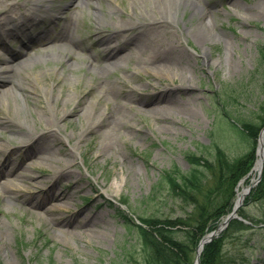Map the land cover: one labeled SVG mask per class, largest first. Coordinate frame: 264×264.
I'll return each instance as SVG.
<instances>
[{
  "label": "rangeland",
  "instance_id": "1",
  "mask_svg": "<svg viewBox=\"0 0 264 264\" xmlns=\"http://www.w3.org/2000/svg\"><path fill=\"white\" fill-rule=\"evenodd\" d=\"M177 1L176 13L175 7L165 6V2L152 5L158 15L175 21L154 31L162 36V43L174 40L180 53L177 62L164 67L146 64L143 58H134L135 53L124 61L118 57L110 62L93 60L99 59L97 52L102 48L97 39L111 35L110 42L122 41V32L115 31L118 25L136 20L137 15H151L149 6L131 0H54L51 8L59 10L60 17L55 18L52 37L67 25L70 33L76 29L93 42L85 50L67 43L65 49L74 53L72 58L49 54L45 44L23 48L14 33L5 47L0 42V58L7 56L5 48L24 51L15 62L0 61V68L11 65L5 73L15 85L12 88L13 83L8 82V93L0 95V118H9L19 126L0 127V159L9 151L17 157L16 171L8 176L20 194L14 199L0 185V264H132L126 249L134 239L115 210L123 207L120 198L126 197L138 212L137 206H142L141 201L151 192V211L182 215L189 203L167 196L165 183L157 184L161 170L177 166L188 171L191 166L186 151L215 160V142L228 158L247 149L246 140L223 119L219 118L216 127L213 124L217 108L222 107L237 117L252 116L257 121L264 117V106L259 107L253 87L258 78L256 45L264 40V0H200L202 5H194L191 16L188 5L182 10L185 0ZM10 2L0 0V9ZM21 9L19 6L13 16ZM204 9L206 22H201L199 15ZM66 15L73 19L69 24ZM42 25L34 23L24 32L34 34ZM193 26L203 34V40L190 35ZM77 56L93 61L82 63ZM105 81L120 98L104 95L102 101L97 99L99 84ZM179 83L191 85L192 92L171 96L169 103L158 96L169 94ZM88 88L91 94L84 93ZM79 97H85V107L68 114L77 109ZM111 107L119 108V113L109 118L112 123L95 125L100 114L103 119ZM56 113L67 116V120L58 121L60 142L47 143V157L39 154L43 148L33 150L35 144L25 151L33 133H42L39 127L57 122ZM88 125L98 130L88 132ZM35 155L38 157L33 158ZM29 163L37 166L36 170H30ZM203 170L209 174L207 186H211L212 171ZM62 171L66 174L61 175ZM5 177L0 174V181ZM247 184L242 181L238 190ZM59 191L64 197L54 201L53 194ZM246 208L249 216L262 214L264 198ZM53 216L69 220L58 225L51 222ZM218 264H264V227L257 225L227 237Z\"/></svg>",
  "mask_w": 264,
  "mask_h": 264
},
{
  "label": "trees",
  "instance_id": "2",
  "mask_svg": "<svg viewBox=\"0 0 264 264\" xmlns=\"http://www.w3.org/2000/svg\"><path fill=\"white\" fill-rule=\"evenodd\" d=\"M256 48L255 68L258 78L255 83L253 82V87L255 85L259 95V107H263L264 40L259 42ZM250 93L252 94V91ZM217 109V118L213 125L216 127V124L220 123L219 118L223 119L227 127L239 132L246 140L247 149L234 158H228L221 146L215 142L213 144L215 160L207 161V158L196 151H186L184 156L191 166L188 171H182L177 166L161 170L157 184L165 183L167 196L177 197L189 203L190 208L182 215L159 214L153 208L151 211L148 203L153 200L154 194L151 192L141 201L142 206H137L138 212L130 207L126 197H121L119 202L126 206V210L120 207L115 210L122 220L124 229L134 239L126 249L128 261L132 264H192L201 235L214 229L221 218L230 211L237 180L244 177L253 164L256 138L264 125V117L257 121L252 116H233L223 107ZM203 169L212 171L214 180L211 186H207L209 174L203 172ZM249 191L237 212L249 222L232 218L222 231L203 245L199 256L200 264H218L227 237L257 225L264 227V212L258 216H249L246 212L249 203L264 198V165L259 182ZM133 216L138 222L132 218Z\"/></svg>",
  "mask_w": 264,
  "mask_h": 264
},
{
  "label": "bare ground",
  "instance_id": "3",
  "mask_svg": "<svg viewBox=\"0 0 264 264\" xmlns=\"http://www.w3.org/2000/svg\"><path fill=\"white\" fill-rule=\"evenodd\" d=\"M54 0H11L10 3L4 4L2 6V10L0 9V42L5 41L8 38V36H13V33L16 34L14 31L17 29H22L24 30L28 28L29 25H32L34 23H40L42 26L39 30H37L36 33L34 34H28L25 35L22 40L24 44L30 45V46H38L39 44H45V51L48 52L49 54L51 53H59L58 55L61 58H66V55L69 58H72L74 55L73 52L67 51V49L64 48V43H59V45L56 47L51 45V42H62V41H68V39H71V44L73 47H76L77 49L80 48V50H85L87 48V45L90 43L92 44V41H89V35H85L81 37L79 35L78 37L75 38L74 34H70V30H68L67 25L64 27H61L59 34L56 36L52 37V32L56 30L57 23H55V18L58 19L60 17V13L58 14L59 10H55L51 8V3ZM134 3H143L146 6H149L151 12V15H137L136 20H125L123 23L118 25L117 29L115 31H121L120 33V38H122V41H115V42H110L112 39L111 35H109L106 38H101L97 39L99 42V46L102 45L101 52H97V54H100L99 59L95 58L93 60H100V61H108L110 62L113 60V58L118 57L120 61L127 60L126 58H130V54L134 53L136 54V57L134 58H143V61L146 64L149 65H156V66H166V65H171L175 62H177L180 58V53L175 49V44L174 40L172 42L163 43L161 42L162 36H160L158 33H154V31L159 30L160 28H165L166 26H171L170 24L175 22L174 19L170 20L166 18V16L158 15L155 11V8H153L152 5H155L154 3L156 2H165V6H174V13H176V9L178 7V1L177 0H131ZM89 2V1H88ZM98 3V2H97ZM201 4L200 0H185L184 4L182 5V10L185 5H188L189 9L191 10V14H193L194 9L193 6ZM89 5V4H87ZM202 5V4H201ZM19 6H22V9L19 10L20 14L18 16H13L15 10ZM177 6V7H176ZM206 11L207 10H202L199 15V20L201 22H206L205 17H206ZM173 13V14H174ZM175 15V14H174ZM189 16V17H190ZM72 17L66 15V20L67 23L72 22L73 19ZM48 20V21H45ZM76 31V29H75ZM190 31V35L196 38L197 40H203V34H201L199 31L194 30V26ZM18 32V31H16ZM78 32V31H77ZM73 37V38H72ZM48 40V42L46 41ZM50 41V42H49ZM47 43V44H46ZM86 43V44H84ZM3 44V43H2ZM26 47V46H25ZM123 48H127V50H122ZM6 54H8L7 57H1L0 61L1 62H15V60L19 59L24 55L23 50H9ZM135 56V55H134ZM78 61L82 63H87V62H92L89 61V59L83 58L82 56H77ZM11 62V63H12ZM62 66V65H61ZM11 68L10 66H5L0 68V95L8 93V82L13 83L12 80L9 78V76L6 75L5 71ZM61 86L65 87V84L61 82ZM12 88L15 86L14 83L11 85ZM99 91H100V96L97 97V99L101 98L100 100L102 101V98L104 95L106 97H113V98H120L121 96L119 95V92L115 91L116 89L113 87V85L107 84V82H102V84H99ZM22 90L27 89L23 88L22 86L20 87ZM82 87H80L81 89ZM21 92L23 93V91ZM190 90L189 92H192V86L191 85H185V84H177L174 86L173 91H171L169 94L163 95L161 93L158 95L159 97L165 98L167 103L171 102L172 98L171 96H176L177 94H183L185 91ZM91 88H88L85 90L84 93L91 94ZM175 93L173 95V93ZM24 94V93H23ZM1 95V96H2ZM79 103L78 105H75L77 109H70L68 111V114H74L77 113V110L79 108L85 107L84 102H86L85 97H79ZM67 112V111H66ZM64 112V114H66ZM119 113V108L118 107H111L107 112H105V117H101L100 114V120L95 122V125H102L103 122H108L110 116L116 115ZM64 114L56 113V120L57 122H54L49 125V123H45L44 126L39 127L40 131L42 133L35 134L33 133V136L31 137L32 139L29 141L31 144L29 145L28 143L25 144V151L27 150L29 152L30 147H32V144H35L34 151H36V147L43 148L42 151H40V156L50 154L48 151L47 143L51 146L53 143L60 142L59 137L57 136V131L60 130V126H58V121L60 120H67V116ZM100 122V123H99ZM109 122L112 123V120ZM98 123V124H97ZM52 125V126H51ZM0 127H5L6 129H17L19 126L12 121L9 118L3 117L0 118ZM88 125L86 130L88 132H93L97 131L98 129H93ZM113 129V126L110 125L108 131L111 132ZM84 138V137H81ZM45 141V142H44ZM10 152V151H9ZM7 152L2 159H0V174H6V177L3 179V181H0L1 189L4 192H7L10 197H13L14 199H19L20 194H16L13 183H12V178L8 176L9 174L15 172L14 170L16 166L18 165L19 161L16 160L17 157H13L11 153ZM13 152V151H11ZM38 157L37 155L33 156V158ZM47 157V156H46ZM264 157V131L261 134L260 137V142H259V147L257 151V157L255 158L256 161L254 163V167L252 168L253 172L258 171V168L260 167L262 158ZM32 159V158H31ZM28 160V159H27ZM26 160V161H27ZM58 163V161L56 162ZM29 168L30 170H36V167L34 165H31L29 163ZM65 170V169H62ZM66 174L65 171H62L60 173ZM30 178V177H29ZM20 191V189H18ZM22 190V189H21ZM11 193H13L11 195ZM241 195V191H238V197ZM64 197V192L59 191L53 194V200L58 201L61 200ZM21 200V198H20ZM60 208V206H59ZM49 213V212H47ZM68 217L65 218H60V217H51V222H54L55 224L62 225L68 222Z\"/></svg>",
  "mask_w": 264,
  "mask_h": 264
},
{
  "label": "water",
  "instance_id": "4",
  "mask_svg": "<svg viewBox=\"0 0 264 264\" xmlns=\"http://www.w3.org/2000/svg\"><path fill=\"white\" fill-rule=\"evenodd\" d=\"M261 133H262V131L260 132L259 137H260ZM259 140H260V138H258V142H259ZM258 145H259V143H258ZM263 158H264V157H263ZM263 158H262V161H263ZM259 169H260V170L262 169V164H261V166H260ZM250 187H251V186H249V187H247L246 189H244V192H246L247 190H249ZM244 192H243V194H244ZM243 194H242V196H243ZM242 196L236 201V203H234V206H233V208H232V211L229 212V213L225 216V218L223 219L222 222L218 223V226L216 227V229L213 230V231H211V232H209V233H207V234H205V235L200 239V241H199V243H198V246H197V249H196V256H195V263H194V264H199V257H198V256H199V252H200V250H201V248H202L203 243L206 242V241H208V240H210V239L212 238V236L215 235V233H216L218 230H221V229L226 225V223L230 220V218L237 216L235 212L237 211L238 206L241 204L240 201H241V199H242Z\"/></svg>",
  "mask_w": 264,
  "mask_h": 264
}]
</instances>
